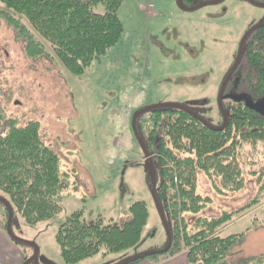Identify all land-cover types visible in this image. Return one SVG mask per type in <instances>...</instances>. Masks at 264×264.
<instances>
[{
  "label": "rangeland",
  "instance_id": "rangeland-1",
  "mask_svg": "<svg viewBox=\"0 0 264 264\" xmlns=\"http://www.w3.org/2000/svg\"><path fill=\"white\" fill-rule=\"evenodd\" d=\"M118 15L124 25L122 38L82 74H72L55 58L29 57L15 30L0 20V108L7 120L20 126L30 121L40 124V135L59 155L64 175L62 209L50 220L28 224L13 211L10 233L0 204V234L9 240V244L0 241V264H24L32 258L28 264H118L164 248L166 230L133 117L151 106L174 104L219 124L220 89L243 37L264 24V0H194L189 7L179 0H123ZM232 95L230 90L227 96ZM224 102L222 98L223 106ZM248 103L264 114V99ZM7 126L3 122L0 132L6 133ZM262 149L259 144L245 153L256 159L263 156ZM256 180L249 173L245 189L222 194L203 173L198 176L199 193L212 199L200 215L235 212L222 236L248 230L232 248L230 264H251L264 257V193ZM136 201H145L149 210L136 246L118 253L102 248L77 263L63 259L57 232L67 218L80 212L88 222L120 224ZM157 255L139 263L173 256Z\"/></svg>",
  "mask_w": 264,
  "mask_h": 264
},
{
  "label": "trees",
  "instance_id": "trees-1",
  "mask_svg": "<svg viewBox=\"0 0 264 264\" xmlns=\"http://www.w3.org/2000/svg\"><path fill=\"white\" fill-rule=\"evenodd\" d=\"M122 1L0 0V20L15 30L29 57L55 58L72 74H82L122 38L124 25L118 15ZM184 4L193 6L194 0H184ZM229 88L233 95L223 97L228 121L221 130L177 107L153 108L136 122L140 138L153 156L157 197L173 237L165 254L185 251L190 264H230L227 258L232 248L248 232L220 234L235 212L200 215L212 201L198 191L200 173L222 194L245 189L246 175L251 173L260 184V194L264 193V114L248 103L264 99V26L248 37ZM219 115L221 122L215 126L224 121L221 111ZM3 122L8 126L6 133L0 132V196L28 224L50 220L62 209L61 159L43 141L38 122L20 126L7 120L0 108V126ZM259 144L263 156H246L248 147L256 150ZM255 165L257 169L251 168ZM149 182L151 187L150 178ZM0 204L7 224L9 211ZM148 217L145 201L134 202L120 224L102 219L88 222L76 212L58 229L61 255L66 262L77 263L99 254L102 248L114 253L129 250L140 242ZM146 257L126 264H137ZM251 264H264V257Z\"/></svg>",
  "mask_w": 264,
  "mask_h": 264
},
{
  "label": "water",
  "instance_id": "water-1",
  "mask_svg": "<svg viewBox=\"0 0 264 264\" xmlns=\"http://www.w3.org/2000/svg\"><path fill=\"white\" fill-rule=\"evenodd\" d=\"M180 4L184 7H187L185 4H184V0H179ZM264 26V24H261V25H257L255 27H253L249 32H247V34L243 37L242 41H241V44H240V48H239V54H238V57H237V60L233 66V68L231 69L227 79L225 80L222 88H221V91H220V96H219V106H220V109L224 115V122L222 125L220 126H214L212 125L211 123L207 122L206 120L202 119L201 120L205 123V125H207L208 127L212 128V129H215V130H221L223 129L226 124H227V121H228V117L224 111V108L222 106V96H223V93H224V90H225V87L227 85V83L229 82V80L231 79L232 77V74L234 73L235 69L237 68L240 60H241V57L243 55V50H244V46H245V42L247 40V38L250 36V34L257 28L259 27H262ZM163 106H166V107H177V108H182V109H186L190 112H192L191 110H189L188 108L184 107V106H181V105H174V104H167V105H155V106H151V107H148V108H145L143 110H139L138 112L135 113L134 117H133V121H132V124H133V128H134V131H135V134L137 136V139L140 143V145L142 146L146 156L148 157V160H149V164H150V170H149V178L151 180V191H152V194H153V197L155 199V202H156V206H157V209H158V212H159V215L161 217V220L163 222V225L165 227V230H166V233H167V244L164 248L160 249V250H156V251H147V252H143V253H140V254H136L134 256H131L125 260H123L122 262L118 263V264H126L132 260H135V259H139L141 257H145V256H150V255H157V254H163V253H166L172 246V241H173V237H172V233H171V230H170V227L168 225V222H167V219H166V215L163 211V208L158 200V197H157V192H156V187H157V171H156V167L154 165V161H153V156L150 154V152L146 149L142 139L140 138V136L138 135L137 133V129H136V121L137 119L144 113H146L147 111L153 109V108H157V107H163ZM0 202H2L8 209L9 211V218H8V225H7V229L8 231L11 233V224H12V218H13V209L10 205V203L3 197L0 196ZM39 251H38V248H36V251H35V255H34V258L38 255ZM33 259V258H32ZM32 259L26 261L24 264H28Z\"/></svg>",
  "mask_w": 264,
  "mask_h": 264
},
{
  "label": "crops",
  "instance_id": "crops-1",
  "mask_svg": "<svg viewBox=\"0 0 264 264\" xmlns=\"http://www.w3.org/2000/svg\"><path fill=\"white\" fill-rule=\"evenodd\" d=\"M0 241H4L9 244V240L5 234H0ZM146 262H141L139 264H143ZM147 264V263H146ZM148 264H190L186 254L184 253H179L176 255H173L172 257H169L167 259L163 260H158V261H153V263H148Z\"/></svg>",
  "mask_w": 264,
  "mask_h": 264
},
{
  "label": "flooded vegetation",
  "instance_id": "flooded-vegetation-1",
  "mask_svg": "<svg viewBox=\"0 0 264 264\" xmlns=\"http://www.w3.org/2000/svg\"><path fill=\"white\" fill-rule=\"evenodd\" d=\"M248 39V38H247ZM247 41V40H246ZM246 43V42H245ZM245 47V46H244ZM229 75V74H228ZM232 76H233V74H232ZM228 77V76H227ZM231 79H232V77H231ZM231 79L229 80V82L227 83V85H226V87H225V90H224V93H223V96H222V98L224 97V95H228L229 93H230V88H229V84H230V81H231ZM222 88V87H221ZM220 91H221V89H220ZM227 92V93H226ZM226 93V94H225ZM218 104H219V102H218ZM223 106V105H222ZM223 108H224V106H223ZM219 109H220V106H219ZM220 111H221V109H220ZM224 111H225V109H224ZM221 113H222V111H221ZM226 113V112H225ZM223 114V113H222ZM224 122V121H223ZM223 124V123H222Z\"/></svg>",
  "mask_w": 264,
  "mask_h": 264
}]
</instances>
